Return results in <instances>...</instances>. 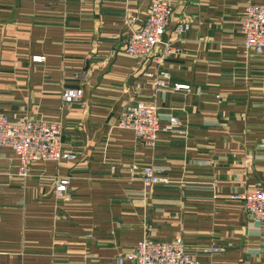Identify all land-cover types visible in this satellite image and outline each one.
I'll use <instances>...</instances> for the list:
<instances>
[{
    "label": "crops",
    "instance_id": "0c3cea01",
    "mask_svg": "<svg viewBox=\"0 0 264 264\" xmlns=\"http://www.w3.org/2000/svg\"><path fill=\"white\" fill-rule=\"evenodd\" d=\"M150 1L0 0V112L60 121L77 156L33 161L24 178L0 146V264H116L144 236H180L200 264H264V224L234 197L264 175V54L245 52L240 32L246 5L264 0H168L163 40L178 52L160 64L122 48L124 14ZM68 89L81 97L65 101ZM139 100L158 109L155 147L116 125ZM170 115L182 134L165 129ZM133 163L168 182L145 190ZM64 177L67 200L54 192Z\"/></svg>",
    "mask_w": 264,
    "mask_h": 264
},
{
    "label": "built area",
    "instance_id": "2783aa9c",
    "mask_svg": "<svg viewBox=\"0 0 264 264\" xmlns=\"http://www.w3.org/2000/svg\"><path fill=\"white\" fill-rule=\"evenodd\" d=\"M173 7L168 0H151L144 15L125 13L122 24L125 28L123 51L137 59L145 60L150 57L156 64L176 54L178 48L163 40V35L170 23ZM188 23H179L175 31L183 32ZM242 45L245 52L264 54V4L249 2L240 21ZM34 61L43 60L42 56H34ZM165 79L169 78L167 72H161ZM160 82V83H159ZM158 81V84H162ZM175 89L189 90L187 84H175ZM81 89H68L63 93L65 101L78 100ZM159 114L154 105L139 100L134 103H125L118 115L117 127L131 130L138 144L155 147L159 133ZM165 129L182 134L180 121L175 115L168 117ZM62 123L58 120L43 118H9L0 112V146L11 147L18 158L16 175L28 177L29 164L37 160H72L75 153L64 149L62 145ZM159 170L151 164L133 163L129 168L131 179L135 175L145 190L158 183L168 182L166 177L159 175ZM68 179H59L55 184L56 196L67 200L66 187ZM234 197L238 198L243 210L251 221L264 224V175L253 187L246 189ZM223 248L211 245L208 251L217 253ZM134 264H200L189 255L184 247L182 237L177 236L169 241L151 240L148 237L138 239L133 248L116 258V264L126 262Z\"/></svg>",
    "mask_w": 264,
    "mask_h": 264
},
{
    "label": "rangeland",
    "instance_id": "374dc122",
    "mask_svg": "<svg viewBox=\"0 0 264 264\" xmlns=\"http://www.w3.org/2000/svg\"><path fill=\"white\" fill-rule=\"evenodd\" d=\"M3 113V112H2ZM6 115V114H5ZM135 176H137V175H135ZM131 178V177H130Z\"/></svg>",
    "mask_w": 264,
    "mask_h": 264
}]
</instances>
